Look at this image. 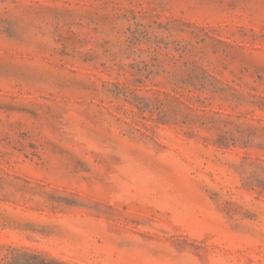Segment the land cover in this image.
Segmentation results:
<instances>
[{"label":"rangeland","instance_id":"rangeland-1","mask_svg":"<svg viewBox=\"0 0 264 264\" xmlns=\"http://www.w3.org/2000/svg\"><path fill=\"white\" fill-rule=\"evenodd\" d=\"M0 264H264V0H0Z\"/></svg>","mask_w":264,"mask_h":264}]
</instances>
